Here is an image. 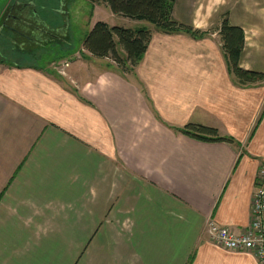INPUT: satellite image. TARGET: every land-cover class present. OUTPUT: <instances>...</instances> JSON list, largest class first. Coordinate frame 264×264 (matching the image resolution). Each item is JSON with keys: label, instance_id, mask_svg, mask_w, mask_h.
Listing matches in <instances>:
<instances>
[{"label": "crops", "instance_id": "crops-1", "mask_svg": "<svg viewBox=\"0 0 264 264\" xmlns=\"http://www.w3.org/2000/svg\"><path fill=\"white\" fill-rule=\"evenodd\" d=\"M175 4V21L216 27L191 5L174 16ZM235 9L226 12L244 33L239 66L264 74V40L246 46L251 19ZM149 31L127 73L82 48L65 61L47 51L56 63L46 70L0 63V264H257L209 242L206 225L239 234L249 222L264 82L236 84L214 32ZM188 123L231 142L180 134Z\"/></svg>", "mask_w": 264, "mask_h": 264}, {"label": "trees", "instance_id": "trees-1", "mask_svg": "<svg viewBox=\"0 0 264 264\" xmlns=\"http://www.w3.org/2000/svg\"><path fill=\"white\" fill-rule=\"evenodd\" d=\"M114 16L135 21H143L162 34L183 33L192 39H201L211 32L216 33L227 72L239 86L255 85L264 82V74L245 70L239 66L244 47V33L238 26L228 22V13L219 15L216 27L201 31L175 21L172 9L175 0H100ZM150 31L146 28H123L110 26L104 22H94L85 34L81 48L96 59L108 58L123 73L130 72L142 58ZM119 47L121 56L116 47ZM184 136L203 142H231L221 137L214 128L188 123L178 129Z\"/></svg>", "mask_w": 264, "mask_h": 264}, {"label": "rangeland", "instance_id": "rangeland-1", "mask_svg": "<svg viewBox=\"0 0 264 264\" xmlns=\"http://www.w3.org/2000/svg\"><path fill=\"white\" fill-rule=\"evenodd\" d=\"M232 1L235 2L237 7V10L235 9L236 15L251 19L245 23L246 46L249 42L255 40L257 47H259L258 44L262 42L260 40H264V0H176L174 16L186 17L190 10L189 5H191L193 16L196 17L201 13L199 16L203 19L208 17L210 24L211 20L219 18V15L226 12L227 9L233 10L235 8L234 5H231ZM11 2L12 0H0V15H2V18ZM30 4L33 6L34 14L39 20L38 22H41L42 27L49 31H56V33L57 31L61 32L59 35L64 39L58 45H50L49 43L41 46V43H39L40 46H36V44L30 42L27 45H22L23 50L30 52H23L19 47L20 45L15 47L5 37H0L1 64L4 63L7 66L12 64L41 66L44 64L41 68L46 70L50 63H56L55 60L50 61L51 55L46 54L47 51L55 54L56 59L61 61L70 59L71 55L69 56V54L73 55L74 53L77 55L85 34L96 21L123 28H135L136 25H139V28L148 30L153 28L146 22H138L112 15L106 6L101 4L100 0H30ZM8 23L10 24L9 21ZM10 25L13 26V23ZM214 27L204 29V31H209ZM21 32H24V30ZM20 41H18V44H20ZM62 46L69 48L64 54H61L59 50ZM260 48H264V46H260Z\"/></svg>", "mask_w": 264, "mask_h": 264}, {"label": "built area", "instance_id": "built-area-1", "mask_svg": "<svg viewBox=\"0 0 264 264\" xmlns=\"http://www.w3.org/2000/svg\"><path fill=\"white\" fill-rule=\"evenodd\" d=\"M206 235L215 246L233 252L251 255L257 264H264V164L258 163L254 191L249 206V222L239 234L208 221Z\"/></svg>", "mask_w": 264, "mask_h": 264}, {"label": "flooded vegetation", "instance_id": "flooded-vegetation-1", "mask_svg": "<svg viewBox=\"0 0 264 264\" xmlns=\"http://www.w3.org/2000/svg\"><path fill=\"white\" fill-rule=\"evenodd\" d=\"M32 7L30 0H12L5 10L7 12L4 17L0 15V37H5L13 46L20 45L21 49L22 45L30 42L36 45L41 43L43 46L47 43L62 41L64 38L59 35L61 32L56 33L42 27ZM8 21L10 24L13 23V26ZM22 30L24 32H21ZM19 40H21L20 44H18Z\"/></svg>", "mask_w": 264, "mask_h": 264}]
</instances>
